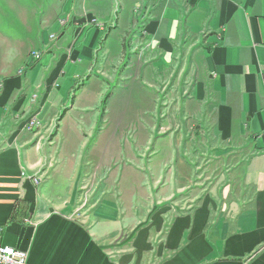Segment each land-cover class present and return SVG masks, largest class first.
I'll list each match as a JSON object with an SVG mask.
<instances>
[{
	"label": "crops",
	"instance_id": "crops-1",
	"mask_svg": "<svg viewBox=\"0 0 264 264\" xmlns=\"http://www.w3.org/2000/svg\"><path fill=\"white\" fill-rule=\"evenodd\" d=\"M121 1L113 22L105 1L83 12L72 0L57 20L32 23L37 45L13 55L22 72L10 56L0 63L2 242L30 264H264V0ZM110 27L131 88L141 78L166 118L151 138L162 142L146 158L132 150L124 178L96 175L107 148L92 176L80 150L52 145ZM93 75L109 81L100 67ZM30 115L41 130L23 127Z\"/></svg>",
	"mask_w": 264,
	"mask_h": 264
},
{
	"label": "rangeland",
	"instance_id": "rangeland-1",
	"mask_svg": "<svg viewBox=\"0 0 264 264\" xmlns=\"http://www.w3.org/2000/svg\"><path fill=\"white\" fill-rule=\"evenodd\" d=\"M71 1L0 0V63L7 65L6 60L11 57V65L14 68H20L18 69L19 73L22 72L21 70L25 65L21 57V59L14 57L18 53L16 48H20L23 54L28 46L35 48L37 45L33 37L35 21L37 23L39 20H57L55 13L70 5ZM99 1H105L107 7L111 8V10L109 9L111 19L115 22L117 14L115 10L112 11V8L117 0H78L77 6L81 11L86 12L84 9L92 10L94 5H99ZM120 4L122 5L121 0H119V7L116 10H120ZM60 22L65 23L66 19L61 18ZM87 24L96 27L102 26L94 19L87 21ZM108 29L110 31L106 29L101 36L103 38L100 37L96 44V48H98L108 32L103 43V48L107 51L103 56L101 53L104 49L102 51L97 50L93 60L92 73L97 74V69L100 67L105 70L109 81L106 82L93 74L84 75L78 80V85L70 93L67 103L56 118L62 124L64 137H59L58 144L55 145L54 133L52 136L54 144L52 145L57 146V148L69 147L77 150L76 155L80 150L83 156L89 157L90 162L86 168L88 171L90 169L92 176L96 162L94 155L97 154L98 156L100 151L107 148L96 175L103 177L105 174L107 178L115 176L124 178L131 166L138 162L135 160L132 150L141 149L145 151L140 156L146 158L153 149L155 139H157L156 143L158 144L162 142L161 136L151 138L160 134V128L165 126L166 118L163 115L160 116L163 107L159 103L154 102L150 97L149 100L142 98L143 90L140 91L136 87L137 85L141 86V78L138 77L135 81L136 84L131 88L135 76L125 68L130 65L129 57H122L119 53L121 31L117 27ZM49 37L53 41L57 39L53 35ZM7 47H10L11 51L5 53ZM2 51L3 55L6 54L5 57H1ZM40 57V50H30L25 64L33 63ZM119 78L122 81L119 82ZM36 95L37 91L31 93V97L34 99ZM160 95L162 94L160 93ZM31 115L24 119L23 127L30 132L41 130L44 127L42 121ZM56 123V121L51 123L50 131L56 128ZM81 169L80 172H82ZM32 181L36 187L39 186L40 176H34ZM28 222L31 223L30 220ZM0 228V244L16 248L2 242L3 230L1 226ZM19 250L26 253L27 263L30 264L27 251Z\"/></svg>",
	"mask_w": 264,
	"mask_h": 264
},
{
	"label": "built area",
	"instance_id": "built-area-1",
	"mask_svg": "<svg viewBox=\"0 0 264 264\" xmlns=\"http://www.w3.org/2000/svg\"><path fill=\"white\" fill-rule=\"evenodd\" d=\"M0 264H28L26 253L19 249L0 244Z\"/></svg>",
	"mask_w": 264,
	"mask_h": 264
}]
</instances>
